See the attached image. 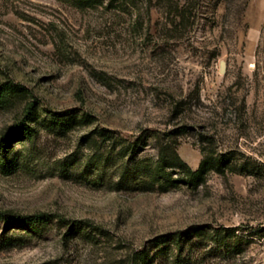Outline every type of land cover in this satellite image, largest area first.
Listing matches in <instances>:
<instances>
[{"label": "rangeland", "instance_id": "rangeland-1", "mask_svg": "<svg viewBox=\"0 0 264 264\" xmlns=\"http://www.w3.org/2000/svg\"><path fill=\"white\" fill-rule=\"evenodd\" d=\"M179 4L0 0V210L84 224L0 220V264H264V0Z\"/></svg>", "mask_w": 264, "mask_h": 264}, {"label": "trees", "instance_id": "trees-1", "mask_svg": "<svg viewBox=\"0 0 264 264\" xmlns=\"http://www.w3.org/2000/svg\"><path fill=\"white\" fill-rule=\"evenodd\" d=\"M153 0H149V3L151 4ZM158 3L165 8H168L169 10H175L178 8V2L173 0H156ZM194 0H184L179 6L181 7V12L185 11L188 8L193 7ZM215 10V9H214ZM33 108V103H30L26 106L25 113L26 115H29L31 110ZM25 127V121L22 119L19 123L13 125L11 129L6 131L1 137H0V147H8L9 142L11 141L12 135L18 134V130H22ZM17 131V132H16ZM205 168V161H202L200 164V167L193 171V176L196 180H199L201 177V174L203 172V169ZM0 220L6 224L12 223L17 224L21 226L22 228L27 229L28 231H35L39 227L43 228L46 224L53 222V220H56L58 226L65 227L66 232L64 235H68L69 233H76L77 231L81 230L84 224L82 222H73L69 223L68 218H66L63 215L59 214H53L46 211H37L33 213H15L9 210H0ZM95 228V227H94ZM230 230L226 227H219L213 230V235H211V238L213 242L217 244L218 247L227 246L228 245V239L230 237ZM182 234L176 232L169 235H163L160 237H157L154 239V243L159 245L161 242L165 241L166 238L172 239L173 243L177 246V250L183 248V245L185 244L182 239ZM175 264H180L181 259L179 256H176L174 258ZM130 264H151V260L148 259V253L146 250H138L137 252L132 253L130 258Z\"/></svg>", "mask_w": 264, "mask_h": 264}]
</instances>
